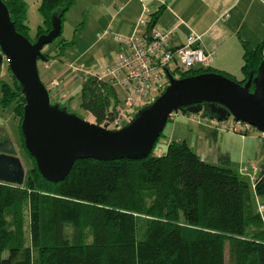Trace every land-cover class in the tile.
<instances>
[{
	"label": "trees",
	"instance_id": "1",
	"mask_svg": "<svg viewBox=\"0 0 264 264\" xmlns=\"http://www.w3.org/2000/svg\"><path fill=\"white\" fill-rule=\"evenodd\" d=\"M2 1L16 32L28 39L27 3ZM74 2L40 0L37 38L51 30L52 14L62 25ZM72 43L43 54L46 63ZM242 48L240 84L264 61V43ZM179 71V78L210 72L169 73ZM10 77L11 85L0 83V108L15 103L20 131L25 102ZM78 100L97 125L113 123L119 110L129 116L137 110L98 75L83 77ZM21 143L24 149L22 135ZM166 146L142 160H78L58 183L43 179L25 151L32 166L22 185L0 182V264H264V175L251 188L237 171L202 161L185 142Z\"/></svg>",
	"mask_w": 264,
	"mask_h": 264
},
{
	"label": "water",
	"instance_id": "2",
	"mask_svg": "<svg viewBox=\"0 0 264 264\" xmlns=\"http://www.w3.org/2000/svg\"><path fill=\"white\" fill-rule=\"evenodd\" d=\"M50 24L51 30L31 43L16 32L0 0V67L6 61L24 97L20 123L23 146L46 181H63L78 160H142L151 151L164 153L167 146L157 141L171 115L177 113L200 114L216 122L231 117L264 134V61L255 76L249 74L243 84L213 72L175 78L165 71L167 86L163 92L120 128L110 129V122L97 125L78 118L58 103H51L39 77L37 62L47 60L43 48L61 34V19L56 13ZM115 118L117 114L110 121ZM24 173L8 141V147L0 149V182L20 186Z\"/></svg>",
	"mask_w": 264,
	"mask_h": 264
},
{
	"label": "crops",
	"instance_id": "3",
	"mask_svg": "<svg viewBox=\"0 0 264 264\" xmlns=\"http://www.w3.org/2000/svg\"><path fill=\"white\" fill-rule=\"evenodd\" d=\"M93 9L97 13L91 18V26L96 30L97 40L86 51L99 42L103 43L106 37L112 38L114 54L108 65L122 51V46L114 41L113 35L131 36L144 9L154 18L153 28L169 33L167 49L184 45L191 34L200 37L199 45L208 55V61L194 70H210L228 74L232 78L242 76V45L255 48L264 43V0H98ZM106 30L110 34L98 39L97 34ZM108 43L109 41L106 42ZM56 60L60 59L47 62L46 72L41 78V81L47 83H42L49 96L52 94L54 103L66 107L77 99L79 104V93L76 97L73 96V89L76 86L80 90L83 77L97 75L99 70L83 72L84 75L77 81ZM52 80L56 82V87L50 85ZM167 125L169 130L159 138V143L167 145L170 142H185L202 161L238 173L241 167H247V173L243 177L253 188L255 175L252 176L250 166L256 167V177H259L261 167L264 168V140L255 129L241 136L227 132L219 122L200 114L188 113L171 115L165 128Z\"/></svg>",
	"mask_w": 264,
	"mask_h": 264
},
{
	"label": "built area",
	"instance_id": "4",
	"mask_svg": "<svg viewBox=\"0 0 264 264\" xmlns=\"http://www.w3.org/2000/svg\"><path fill=\"white\" fill-rule=\"evenodd\" d=\"M149 14L147 9L143 10L131 36H114V41L122 46V51L116 55L111 65L106 66L98 74L99 79H107L110 82L120 99L130 109L137 107V103L150 104L163 92L167 86L165 71H172L175 68L189 71L205 65L208 61V55L200 48V37L195 34L189 35L184 45L167 49L168 32L151 27L148 33ZM109 34L110 31L106 30L97 34V38L100 39ZM172 62L176 63L174 69H171ZM50 85L56 87V82L52 80ZM121 115L129 118L123 110ZM116 126L120 128L117 119L113 122V127ZM223 128L227 132L241 136L252 129L250 125L234 119L232 125L223 126ZM261 137L264 140V134H261ZM250 167L253 171L252 176L255 175L256 179L257 169L254 165ZM247 170V167H241L239 174L244 176ZM259 209L263 210V207L260 206Z\"/></svg>",
	"mask_w": 264,
	"mask_h": 264
},
{
	"label": "rangeland",
	"instance_id": "5",
	"mask_svg": "<svg viewBox=\"0 0 264 264\" xmlns=\"http://www.w3.org/2000/svg\"><path fill=\"white\" fill-rule=\"evenodd\" d=\"M96 2H98V0H75L73 6L65 15L61 27L60 36L54 39L50 44L46 45L42 50L43 54L54 55L55 52L58 51L57 47L59 46V43H61V41H63L64 43L73 42L63 51V54L60 56V58L58 57V59L60 60H56V62H59L66 69V73L72 76V78L77 81H79L80 78L84 75L83 72L86 73L88 71L90 72L99 70L98 73H100L110 63L114 54L111 45L112 38L107 39V37L104 39L103 43L99 42L92 49L86 51L89 45L97 40L95 37L96 30H94L91 26V18L97 13L96 10L93 9ZM26 3V17L29 27L28 39L30 42H35L37 39V29L39 26H43V19L38 11L40 1L38 2L37 0H26ZM107 41H109L108 44H106ZM52 61L53 60H49L48 63H51ZM48 63L42 61L37 62L40 79L43 78V74L46 72L44 66ZM92 63H94L93 65H96L95 68ZM175 66L176 63L172 62L171 69H174ZM182 73L183 72L180 71L174 72V77L178 78L182 75ZM2 81L8 83L9 85L12 84V78L10 77L6 61H3L2 66L0 67V83ZM232 81L241 83L242 76L232 78ZM42 82L45 85L47 83L44 80H42ZM73 90L74 91L72 92V95L76 97V94L79 93V87L75 86ZM50 101L51 103H54L52 94H50ZM78 105L79 104L77 99H74L69 103V105L64 107L69 113L76 115L78 118L89 123H94V120L90 116V114L79 108ZM14 106L15 103H11L6 108H0V139L6 138V140L9 141V143L11 144V148L15 151V157L20 160L22 169L24 170V172H26L32 165L25 150L22 147L18 122L14 118ZM136 106L137 110L131 113L132 117L143 107L141 103H137ZM117 115H121L120 110ZM131 116H129L125 123L122 121H118V123H122V126L126 125ZM116 119L117 118H115L114 121ZM111 124L110 129H112ZM219 124L223 126L232 125L233 119L229 117L225 121L219 122ZM168 130L169 126L167 125L163 133H167ZM258 134L261 138V134ZM160 153H162L161 150L151 152L153 156H159ZM5 255L6 254H4V256Z\"/></svg>",
	"mask_w": 264,
	"mask_h": 264
},
{
	"label": "flooded vegetation",
	"instance_id": "6",
	"mask_svg": "<svg viewBox=\"0 0 264 264\" xmlns=\"http://www.w3.org/2000/svg\"><path fill=\"white\" fill-rule=\"evenodd\" d=\"M4 147H8V140H6V138L0 139V149Z\"/></svg>",
	"mask_w": 264,
	"mask_h": 264
}]
</instances>
